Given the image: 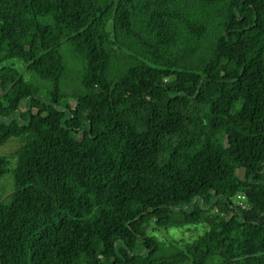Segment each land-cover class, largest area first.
<instances>
[{
  "label": "trees",
  "instance_id": "obj_1",
  "mask_svg": "<svg viewBox=\"0 0 264 264\" xmlns=\"http://www.w3.org/2000/svg\"><path fill=\"white\" fill-rule=\"evenodd\" d=\"M12 139L0 264H264V0H0Z\"/></svg>",
  "mask_w": 264,
  "mask_h": 264
},
{
  "label": "rangeland",
  "instance_id": "obj_2",
  "mask_svg": "<svg viewBox=\"0 0 264 264\" xmlns=\"http://www.w3.org/2000/svg\"><path fill=\"white\" fill-rule=\"evenodd\" d=\"M18 144H19L18 141H16L15 139H12V140L8 141L6 144H4L3 146H0V156L8 155V154L12 153L17 148ZM1 190H2V196L3 197L6 196L11 191L10 178L9 177L5 178L2 181ZM198 232H199V229H197V231H195L194 229L190 228V229L180 230V231L176 232L175 234H172L171 232L167 233V234H160L159 238L174 237L177 240L178 239L184 240L187 238H193V237L198 236ZM107 252H109L108 248H106V253Z\"/></svg>",
  "mask_w": 264,
  "mask_h": 264
},
{
  "label": "built area",
  "instance_id": "obj_3",
  "mask_svg": "<svg viewBox=\"0 0 264 264\" xmlns=\"http://www.w3.org/2000/svg\"><path fill=\"white\" fill-rule=\"evenodd\" d=\"M242 201H243V196L242 195H238L237 196V199H236V206L239 207L240 209H245L246 206L242 204Z\"/></svg>",
  "mask_w": 264,
  "mask_h": 264
}]
</instances>
